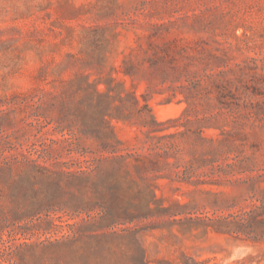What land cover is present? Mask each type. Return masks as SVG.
Wrapping results in <instances>:
<instances>
[{
	"label": "rangeland",
	"instance_id": "obj_1",
	"mask_svg": "<svg viewBox=\"0 0 264 264\" xmlns=\"http://www.w3.org/2000/svg\"><path fill=\"white\" fill-rule=\"evenodd\" d=\"M144 254L264 264V0H0V264Z\"/></svg>",
	"mask_w": 264,
	"mask_h": 264
},
{
	"label": "trees",
	"instance_id": "obj_2",
	"mask_svg": "<svg viewBox=\"0 0 264 264\" xmlns=\"http://www.w3.org/2000/svg\"><path fill=\"white\" fill-rule=\"evenodd\" d=\"M39 167L37 164L36 165H33L32 166V168L30 169V172H32L33 171V169H34V167ZM22 177H18V179H20L19 180V183H22V179H21ZM16 181H18V180H16ZM16 181H13L12 183L14 184V183H18V182H16ZM15 184V185H16ZM28 186H30L31 188H32V186H31V184H29ZM27 188V187H26ZM26 188H24V189H26ZM49 199V198H48ZM47 199V200H48ZM22 200H24V199H22ZM33 203H31V206H34L35 204H38V205H41V201H32ZM35 203V204H34ZM15 204H17L16 202H15ZM22 204V203H21ZM21 214V213H20ZM21 216H23V214H21ZM130 218H135V217H133V215H130ZM2 220H4V221H6L7 220V218L6 217H3L2 218ZM137 262H138V264H146L147 263V261H146V259H145V254H144V256L142 257V258H138V260H137Z\"/></svg>",
	"mask_w": 264,
	"mask_h": 264
}]
</instances>
